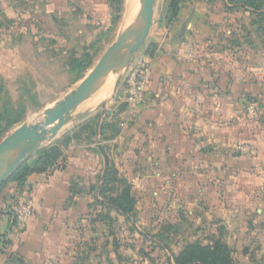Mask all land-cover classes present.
Here are the masks:
<instances>
[{
  "label": "crops",
  "instance_id": "crops-1",
  "mask_svg": "<svg viewBox=\"0 0 264 264\" xmlns=\"http://www.w3.org/2000/svg\"><path fill=\"white\" fill-rule=\"evenodd\" d=\"M76 1L75 11L88 13V23H96L102 14H109L112 0ZM30 2L23 0L26 7ZM126 3L124 16L133 7L126 8ZM66 8L62 7L68 14ZM7 10L14 11L11 6ZM187 12L170 25L155 20L141 51L153 59V77L146 102L131 126L137 147L130 166L136 170L137 181L173 184L172 189L155 193L178 199V207L190 210L189 215L195 212L191 211L195 200L207 201L209 208L201 211L202 217L210 214L216 220L214 226L238 230L239 237L246 232L247 237L259 222L264 223V117L257 120L243 113L250 101L264 112V55L258 67L250 62L239 71L233 62L218 59L223 58L221 51L197 52L192 43L203 30L196 15ZM211 15L212 22L219 21V14ZM78 142L63 150L48 178L44 173L27 178L37 200L35 215L24 232L15 231L9 213L17 185L10 183L1 194L0 264L71 262L73 253L68 251L74 230L91 210L99 168V159L90 153L93 145ZM240 144L249 145L251 152L237 151Z\"/></svg>",
  "mask_w": 264,
  "mask_h": 264
},
{
  "label": "rangeland",
  "instance_id": "rangeland-1",
  "mask_svg": "<svg viewBox=\"0 0 264 264\" xmlns=\"http://www.w3.org/2000/svg\"><path fill=\"white\" fill-rule=\"evenodd\" d=\"M125 1L112 0L108 15L102 14L98 22L88 23V13L75 11L78 9L76 0H44L43 4L31 0L27 7L23 0H0V112L8 107L14 115L21 116L20 124L14 125L0 141L19 125L41 119L47 107L74 90L90 73L125 28L130 14L128 9L124 16ZM239 1L182 0L177 17L188 10L187 13L192 12L198 18L203 31L200 36L197 29L200 39L192 43L199 49L197 52L210 55L212 50L221 51L223 58L218 59L233 62L242 71L250 62L258 67L264 55V21L260 22L258 17L264 12V0L261 11L244 8ZM188 2L193 7H189ZM9 6L14 11L7 10ZM62 7L68 9V14ZM167 10V1L157 0L154 22L173 23L177 17L169 22L167 15L164 17ZM215 13L219 14L218 22L210 20ZM82 45L90 47L95 58L91 67L80 74L69 67L70 50ZM144 48L145 45L142 51ZM115 79L112 75L94 98L78 108L76 114L86 116L66 132L78 131L89 119L99 115L95 135L85 130L83 139L78 142L83 146L93 145L90 153L99 159V168L91 210L78 221L74 230L72 249L68 251L73 253L69 264H175L173 257L188 244L199 242L207 246L219 239L229 248L236 264H264V223L259 222L247 237L246 232L239 237L238 230H226L219 224L214 226L216 220L212 215L201 216V211L209 208L207 201L195 200L191 205V211L195 212L189 215L190 210L178 207V199H164L163 193H155L170 190L173 184L135 179L136 170L130 164L137 147L131 132L136 118L131 117L124 126L128 114L122 101L123 85L114 94ZM258 107L254 117L260 120L264 112L259 104ZM243 113L246 115L245 110ZM105 121L114 128L107 140L100 136ZM115 131L119 134L111 138ZM54 142L47 143L44 148ZM100 144L108 156L109 166L115 167L118 178L127 181L131 188L135 206L129 214L109 202L120 195L123 189L120 183L109 184L107 191L100 194L106 179L105 176L102 180L104 158L99 151ZM35 153L29 157H34ZM139 154L145 157L142 151ZM140 170L144 177L147 176L146 167ZM9 185L6 184L3 191Z\"/></svg>",
  "mask_w": 264,
  "mask_h": 264
},
{
  "label": "water",
  "instance_id": "water-1",
  "mask_svg": "<svg viewBox=\"0 0 264 264\" xmlns=\"http://www.w3.org/2000/svg\"><path fill=\"white\" fill-rule=\"evenodd\" d=\"M156 2L139 0L134 24L111 44L78 86L47 107L41 119L19 125L0 141V188L30 155L58 140L72 124L84 119L86 114H76L78 108L94 98L112 75L116 76L114 94L117 92L148 39L154 24ZM99 151L104 158V180L109 159L102 144Z\"/></svg>",
  "mask_w": 264,
  "mask_h": 264
},
{
  "label": "trees",
  "instance_id": "trees-1",
  "mask_svg": "<svg viewBox=\"0 0 264 264\" xmlns=\"http://www.w3.org/2000/svg\"><path fill=\"white\" fill-rule=\"evenodd\" d=\"M166 1L168 10L167 13L164 14V17L166 18L167 15V20L171 22L178 15L182 0ZM262 2L263 0H240L238 3L244 8L261 11L263 9ZM258 17L259 21L263 22L264 12L260 13ZM90 49V47L82 45L79 49L74 47L70 50L71 62L69 67L71 70H77V72L81 74L91 67L95 55L91 53ZM149 53H151V51H149L148 54ZM98 117L99 115L89 119L78 131L66 133L61 139L55 141L49 147L37 151L34 157H28L0 188V196L6 184L15 183L17 187H22L29 176L33 174H42L51 168L57 167L63 155V150L68 148L73 141H81L83 139V131L88 130L92 136L95 135ZM20 121L21 116L14 115L13 110L8 109V107L0 112V139L9 132L14 125L20 124ZM111 130H114L113 126L106 123V121L103 122L100 130L101 138L103 140L109 139L110 137H108V134ZM118 134L119 131H115L111 138H115ZM113 183H120L123 189L116 199L112 198L109 202L124 214H129L135 206V199L131 194V188L127 181L118 178L117 169L113 166H109L104 186L100 190V194L105 193L107 191L106 186ZM95 201L98 202L97 199H95ZM173 260L175 264H236L231 257L229 248L220 239L215 240L212 245L207 246H203L199 242L190 243L178 256H174Z\"/></svg>",
  "mask_w": 264,
  "mask_h": 264
},
{
  "label": "built area",
  "instance_id": "built-area-1",
  "mask_svg": "<svg viewBox=\"0 0 264 264\" xmlns=\"http://www.w3.org/2000/svg\"><path fill=\"white\" fill-rule=\"evenodd\" d=\"M153 77V59L147 55L139 54L133 65L129 69L123 82V98L126 104L128 119L125 121L126 127L130 118L136 116L137 111L146 102L148 87ZM245 113L251 117L258 114L259 107L256 102H250L245 106ZM237 151L242 154L251 152V147L247 144L237 146ZM49 169L44 173L48 178L54 171ZM37 191L32 183L26 181L22 187H18L9 205L11 215V225L18 233L24 232L35 215V205Z\"/></svg>",
  "mask_w": 264,
  "mask_h": 264
},
{
  "label": "bare ground",
  "instance_id": "bare-ground-1",
  "mask_svg": "<svg viewBox=\"0 0 264 264\" xmlns=\"http://www.w3.org/2000/svg\"><path fill=\"white\" fill-rule=\"evenodd\" d=\"M127 5H128V7L126 6V8H130L131 6H133L132 7V9H131V11H130V14H129V16L127 17V19H126V22H125V28H124V30L123 31H125L126 29H128L130 26H132L133 24H134V22H135V16H136V14H137V12H138V9H139V0H134V5H132L133 4V0H127V3H126ZM124 27V26H123ZM108 90V89H107ZM103 91V90H102ZM106 92V91H105ZM104 91H103V93H105ZM109 92V91H108ZM102 93V94H103ZM106 94V93H105ZM102 96V95H101ZM100 97V96H99Z\"/></svg>",
  "mask_w": 264,
  "mask_h": 264
}]
</instances>
